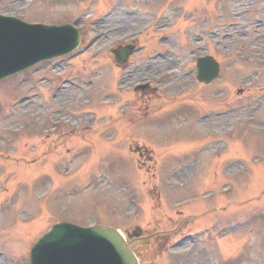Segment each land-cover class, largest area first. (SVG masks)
Here are the masks:
<instances>
[{
	"label": "rangeland",
	"instance_id": "374dc122",
	"mask_svg": "<svg viewBox=\"0 0 264 264\" xmlns=\"http://www.w3.org/2000/svg\"><path fill=\"white\" fill-rule=\"evenodd\" d=\"M101 1L0 0L1 13L31 22L76 23L80 15L78 25L91 24L96 33L116 28L92 48L99 75L90 77L94 89L87 97L69 89L53 103H40L36 97L26 103L21 102L23 95L41 89L36 76L25 84L22 75L0 81V264H28L31 244L59 220L82 225L97 221L126 237L139 229L129 245L141 264H264V3L234 6V0H167L181 7L179 16L189 14L185 12L189 5L196 8L195 14L185 17L187 21L177 22L175 16L160 14L165 0H147L150 3L145 5L139 0H104L107 4L100 5ZM107 7L113 14L101 24L100 14ZM233 21L236 25L229 26ZM183 23L193 31L178 41L169 32ZM200 26L203 35L197 30ZM139 28L144 33L137 43L146 47L130 59L137 62L133 69L143 67L146 76L168 75L165 84L176 94L169 98L155 94V99L130 95L131 122L117 119L109 125L117 118L118 104L113 111L100 106L101 101L115 92V74L129 70L119 71L108 51L119 36L135 35ZM168 36L173 41L163 38ZM207 53L219 61L221 70L218 79L204 85L191 71L194 57ZM74 62L67 75L81 72L86 59ZM122 75L120 83L141 81L139 73L133 78ZM47 88L42 90L44 97ZM77 96L78 101L89 97L87 112L81 113L78 103L70 106L60 114L70 119L59 128L64 133L59 130L43 139L59 117L45 106L62 108L77 102ZM183 102L181 111H187L190 103L192 113L178 112L170 124L171 106ZM153 113L157 114L148 118ZM90 118L95 121L90 123L92 131L71 125ZM100 119L105 129L97 128ZM101 131L106 139L100 137ZM202 142L206 150L198 155L200 159H194L189 172L169 181L166 174L181 161L180 155L188 158ZM75 148L85 154L65 159ZM212 190L220 196L173 207ZM210 223L214 224L211 234L196 235L197 229Z\"/></svg>",
	"mask_w": 264,
	"mask_h": 264
},
{
	"label": "water",
	"instance_id": "95a60500",
	"mask_svg": "<svg viewBox=\"0 0 264 264\" xmlns=\"http://www.w3.org/2000/svg\"><path fill=\"white\" fill-rule=\"evenodd\" d=\"M72 32L77 38L69 26H29L0 15V78L72 47L77 39L73 45L56 43L55 52L46 44L54 38L72 36ZM201 63L213 69L214 75L217 73L218 67L212 59H204ZM29 258L30 264H138L117 230L83 228L68 222L54 224L33 245Z\"/></svg>",
	"mask_w": 264,
	"mask_h": 264
},
{
	"label": "flooded vegetation",
	"instance_id": "af4514ba",
	"mask_svg": "<svg viewBox=\"0 0 264 264\" xmlns=\"http://www.w3.org/2000/svg\"><path fill=\"white\" fill-rule=\"evenodd\" d=\"M126 66H124V68H125ZM149 68H147V70H148ZM143 70V69H142ZM142 70L140 71V73L142 72ZM136 73H139V70H134V69H131L130 68V72H129V75L130 76H135V74ZM142 76H144V75H142Z\"/></svg>",
	"mask_w": 264,
	"mask_h": 264
}]
</instances>
